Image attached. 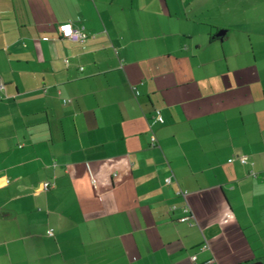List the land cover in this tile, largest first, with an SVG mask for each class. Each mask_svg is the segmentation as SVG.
Listing matches in <instances>:
<instances>
[{"label": "crops", "instance_id": "obj_1", "mask_svg": "<svg viewBox=\"0 0 264 264\" xmlns=\"http://www.w3.org/2000/svg\"><path fill=\"white\" fill-rule=\"evenodd\" d=\"M215 1L0 0V264H264V26Z\"/></svg>", "mask_w": 264, "mask_h": 264}, {"label": "rangeland", "instance_id": "obj_2", "mask_svg": "<svg viewBox=\"0 0 264 264\" xmlns=\"http://www.w3.org/2000/svg\"><path fill=\"white\" fill-rule=\"evenodd\" d=\"M213 15L217 24L230 25L236 34L253 33L264 26V0H216Z\"/></svg>", "mask_w": 264, "mask_h": 264}, {"label": "built area", "instance_id": "obj_3", "mask_svg": "<svg viewBox=\"0 0 264 264\" xmlns=\"http://www.w3.org/2000/svg\"><path fill=\"white\" fill-rule=\"evenodd\" d=\"M59 29H60V35L62 38L70 40L72 42H76V43L84 41L88 36L87 32L85 31L84 26H75L70 22L63 23ZM136 93H137V95H139L138 91ZM154 119L160 123L164 122V118H163L160 110H156V112L154 114ZM151 143L153 146L156 145V143H157V139L154 135H152V137H151ZM238 158L242 164H246L248 162V159L246 156H240ZM167 182L170 183L171 178L167 179ZM45 187L48 189L50 187V183L46 182ZM179 194H182L185 197L187 195V192L186 191H179ZM183 211L185 213V216H183L181 218V221H183V222L189 221L193 217V214L191 213V209H190V206L188 203L183 208ZM49 234L53 235L52 233H49ZM207 247H208L207 244H205L203 246V248H207ZM193 259H196V256H194Z\"/></svg>", "mask_w": 264, "mask_h": 264}]
</instances>
